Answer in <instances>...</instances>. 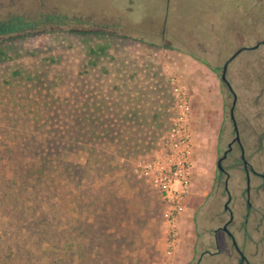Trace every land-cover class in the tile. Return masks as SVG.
I'll list each match as a JSON object with an SVG mask.
<instances>
[{"label": "rangeland", "instance_id": "rangeland-1", "mask_svg": "<svg viewBox=\"0 0 264 264\" xmlns=\"http://www.w3.org/2000/svg\"><path fill=\"white\" fill-rule=\"evenodd\" d=\"M0 28V143L28 132L24 143H60L55 151L72 167L47 212L36 201L28 210L20 194L4 199L0 187V264H55L67 242L66 264H194L196 213L221 206L211 178L231 95L219 70L240 48L225 73L234 117L243 137L248 127L257 138L264 131V0H0ZM170 77L186 86L192 141L190 184L172 227L156 190L134 173L168 128ZM100 118L115 119L126 153L113 155L102 177L82 176L78 146L92 142ZM49 213L55 233L70 232L40 243L38 220ZM217 238L222 251L199 264H231L226 237Z\"/></svg>", "mask_w": 264, "mask_h": 264}, {"label": "flooded vegetation", "instance_id": "flooded-vegetation-1", "mask_svg": "<svg viewBox=\"0 0 264 264\" xmlns=\"http://www.w3.org/2000/svg\"><path fill=\"white\" fill-rule=\"evenodd\" d=\"M220 71L221 68L219 75ZM232 101L231 95L227 111L230 130L215 158L211 178L220 203L218 207L221 205L220 212L216 213L213 208H208L205 215H202L200 210L197 211L196 219L199 220L195 222V226L200 229L196 236L199 252L194 264H199L204 256L212 258L222 251L223 244L217 238L219 232L226 237L232 252L231 264H264V206L259 205L260 199L264 197V131L257 138L248 127L247 134L243 137L234 117L236 100L230 118ZM249 140L250 143L257 144L258 148L253 145L248 147L246 143ZM212 222L216 223L214 228L204 229ZM234 239L238 240L240 247L235 245Z\"/></svg>", "mask_w": 264, "mask_h": 264}, {"label": "trees", "instance_id": "trees-1", "mask_svg": "<svg viewBox=\"0 0 264 264\" xmlns=\"http://www.w3.org/2000/svg\"><path fill=\"white\" fill-rule=\"evenodd\" d=\"M4 57L5 53L0 48V62L4 60ZM102 118L88 132L89 135L94 137L92 142L78 146V151H83L87 155L86 165L77 164L78 168H76L77 170L79 169L80 175L82 176L92 171L94 175H101L102 177L110 170L108 162L115 155L121 152L126 153L121 149L120 142L118 140L116 141L115 138L118 131L120 134V128L118 127L119 129L117 130L116 125L111 121H115V119L105 120L109 123L105 125L100 123ZM53 131L49 130V135L53 134ZM79 131L84 132L82 128H79ZM23 133H25V137L28 135V132L15 130L8 134L9 139L7 142L0 143V187H5L4 199H9L12 194H20L21 197L25 198L24 201L28 210H31L32 206L34 207V202L36 201V206L38 205L40 209H42L41 207H45L44 211L47 212L50 211L49 207L53 203L56 189L64 185L60 182L61 174H68L70 176V169L72 167L66 161L67 158H62L63 154L60 151H55V145H61L60 143L48 144L45 140L41 144L33 140L24 143V140L28 141V139H24ZM18 140H23V142H18ZM147 144H145L142 150H148ZM65 145L66 147H72L70 144ZM0 198H3V196H0ZM96 208L98 209V206ZM46 218H50V213L43 214V217L38 220L40 243H48L55 236H57V240L59 241L62 237L67 238V234L70 232L68 227L65 230L55 233V227L51 224L53 219L46 220ZM78 234L82 235L83 230L81 229ZM95 235L93 234V236ZM70 245L67 242L61 247L62 252L58 250L54 253L55 264L67 263L66 260L70 255L68 254ZM77 254L78 261L80 260L81 262L83 256L80 251Z\"/></svg>", "mask_w": 264, "mask_h": 264}, {"label": "built area", "instance_id": "built-area-1", "mask_svg": "<svg viewBox=\"0 0 264 264\" xmlns=\"http://www.w3.org/2000/svg\"><path fill=\"white\" fill-rule=\"evenodd\" d=\"M168 83L172 113L168 128L152 152L139 159L134 173L154 187L164 204L165 221L172 227L183 212V201L190 184L192 141L191 106L186 86L175 77L168 78Z\"/></svg>", "mask_w": 264, "mask_h": 264}, {"label": "water", "instance_id": "water-1", "mask_svg": "<svg viewBox=\"0 0 264 264\" xmlns=\"http://www.w3.org/2000/svg\"><path fill=\"white\" fill-rule=\"evenodd\" d=\"M0 31H1V28H0ZM259 44V43H258ZM258 44H256L255 46H253L252 48H249V49H254L258 46ZM246 48H240L238 50H235V52H233L228 58L227 60L223 63L222 67H221V71H220V75H219V80L220 82L227 88V90L231 93L232 97H233V101H232V106L229 110V114H230V118L231 117V112H232V107L234 105V102H235V95L234 93L232 92L226 78H225V72H226V67L228 65V63L239 53L241 52L242 50H245ZM219 167V160L217 161V168Z\"/></svg>", "mask_w": 264, "mask_h": 264}, {"label": "crops", "instance_id": "crops-1", "mask_svg": "<svg viewBox=\"0 0 264 264\" xmlns=\"http://www.w3.org/2000/svg\"><path fill=\"white\" fill-rule=\"evenodd\" d=\"M184 217H185V216H184ZM184 217H183V219H184ZM183 219H182V220H183Z\"/></svg>", "mask_w": 264, "mask_h": 264}]
</instances>
